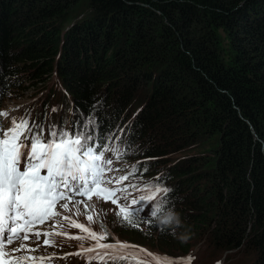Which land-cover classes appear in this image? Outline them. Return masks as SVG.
I'll return each mask as SVG.
<instances>
[{
	"label": "trees",
	"instance_id": "1",
	"mask_svg": "<svg viewBox=\"0 0 264 264\" xmlns=\"http://www.w3.org/2000/svg\"><path fill=\"white\" fill-rule=\"evenodd\" d=\"M214 29L227 33L231 62ZM54 76L58 97L48 89L43 107L125 126L148 142L146 157L209 142L212 163L152 169L179 194L156 224L181 208L174 235L205 224L233 264H264V0H0V100Z\"/></svg>",
	"mask_w": 264,
	"mask_h": 264
},
{
	"label": "snow or ice",
	"instance_id": "2",
	"mask_svg": "<svg viewBox=\"0 0 264 264\" xmlns=\"http://www.w3.org/2000/svg\"><path fill=\"white\" fill-rule=\"evenodd\" d=\"M6 115V112L0 111V264H28V261L36 259L44 264V257L17 255L26 249L24 243L14 248L8 246L16 241H27L30 236L39 239L41 233L34 231L35 226L60 216L61 213L56 210L59 202L75 196L91 200L92 195H96L105 202L110 200L113 205H118L117 218H122L129 226L156 223L167 202L164 197L171 189L162 185L146 187L142 190L145 195H141L139 200H131V205L136 207L120 204V200H127L128 196L118 193H127L128 188L113 189L106 185L118 184L130 177H106V172L113 170L110 167L113 159L105 154L111 152L120 158L127 153H122L120 147H113L112 133L96 134L97 126L87 122L92 119L91 114L85 118V123L74 124L72 129L54 124L45 129L43 123H30L27 115L19 121L13 118L10 126L5 129L3 118ZM135 171L133 169L132 175H135ZM146 201L154 204L150 216L145 211ZM76 203L83 201L78 200ZM59 206L64 210L69 207L68 203ZM89 210V206L85 204V211ZM93 219V215H87L88 221ZM73 224L97 241L95 247L81 246L79 254H90L87 256L89 264L93 260L98 261V264H108L109 261L115 262L128 256L138 257V253L126 251L132 247L128 244L119 241L99 242L106 240L109 235L114 237V233H111L103 221L100 223V234L82 223L73 221ZM44 244L48 245L49 240L45 239ZM27 251L35 252L36 249L27 248ZM149 255L154 264H191L193 259Z\"/></svg>",
	"mask_w": 264,
	"mask_h": 264
},
{
	"label": "rangeland",
	"instance_id": "3",
	"mask_svg": "<svg viewBox=\"0 0 264 264\" xmlns=\"http://www.w3.org/2000/svg\"><path fill=\"white\" fill-rule=\"evenodd\" d=\"M77 13H82V10L77 11L76 14ZM213 31L216 36L217 44L219 46L218 50L222 59L224 62H229L231 60V45L228 40L227 33L221 29H214ZM55 77L56 76L52 77L51 80L46 79L44 82H39L36 86H32L28 81L19 83L16 86H10L7 96L0 100V111L2 110L8 113L7 111L12 110L42 107V103L40 102H44L46 100L48 95L46 92H49L47 89L52 90V97H58L55 95L57 94L56 87L53 86L56 83ZM62 93L63 96H67L64 88L62 89ZM32 103L35 106H33ZM59 103L52 105L57 106ZM103 111L106 113L108 112L106 109H103ZM94 114L95 112L93 115ZM131 120L132 117L128 118L124 123H131ZM208 144L209 142H207L206 145L196 144L187 149L176 152H168V150H166L167 152L163 153L165 154L163 155L164 157L159 155V157H146L145 152L142 151V149L145 148L146 145H149L148 142L143 140V142L140 143L133 140L132 149L121 162L126 166V169L131 172V175L129 176L130 178L128 179L130 181V185H136L137 187H131L129 189V194L127 195L128 199H121L120 204L129 206L132 199L139 200L141 195H145L142 190L146 187H152L154 185H162L166 187V185L156 180L159 176L158 171L154 172L152 170L155 165H157L155 168L158 166H161L162 168L166 160L180 161L181 163L185 156H187V158L194 156L205 158L207 161L212 163L215 158L214 150L212 147H207ZM156 155L157 153L153 156ZM133 169L136 170L135 175H132ZM163 172H165V170H163ZM151 174L158 175L154 178ZM174 188L175 187L171 188V191L167 193V196L164 197V199H169V195L174 192ZM176 188L178 187L176 186ZM173 195L177 196L179 194L174 192L171 196ZM78 200L83 201V203L77 204L76 201ZM63 203H68V210L60 208L59 204ZM59 204L57 205L56 210L59 211L61 215L51 219V221H49L46 226L39 231L41 233L39 239L14 242L8 247L14 248L18 247L20 243H24L26 245V249L18 254L32 257L51 256L75 250H79V252H81V246L83 248L95 247L97 241L88 236L87 233L76 228L73 221L75 223L84 224L85 227L95 231L97 234H100L102 231L100 223L103 221L107 228L111 230V233H114V237L109 235L106 240L99 241L100 243H115L119 241L120 243L132 246L126 250L127 252L138 253V257L136 258L128 256L125 259L118 260L119 262L132 261L137 263V261H139V264H154L152 256L149 254H155L159 257H192L193 259L191 264H233L230 255L234 254L222 251L221 248L215 246L214 243L210 241L205 224L202 225V228L198 229L196 235L194 234L193 236L184 237L182 235H174L177 231V226L175 225L171 228L162 227L158 223L160 218L158 219L157 224L143 223L138 227L129 226L122 221V218H117L116 213L119 210L118 205H113L111 201L105 202L102 198H98L96 195H92L91 200H88L87 197L71 198L70 200H65ZM85 204L89 206V211H85ZM77 209H79V213H77ZM180 210L181 208L178 209L177 212L175 211V213L179 215V219ZM87 215H93V221H88ZM64 217H68V219H64ZM45 233H48V235H44ZM125 234L131 235L135 238V240L129 239ZM158 236L161 237L160 245L161 249H164V251L158 249L151 239L152 237L157 238ZM74 237H84V239H74ZM147 237H149V239H147ZM45 239L49 240L48 245L44 244ZM27 248H33L36 249V251L29 252L27 251ZM141 249L144 251H141ZM88 255L90 254H80V259L78 261L81 264H88ZM93 262L98 264V261L96 260H93Z\"/></svg>",
	"mask_w": 264,
	"mask_h": 264
},
{
	"label": "clouds",
	"instance_id": "4",
	"mask_svg": "<svg viewBox=\"0 0 264 264\" xmlns=\"http://www.w3.org/2000/svg\"><path fill=\"white\" fill-rule=\"evenodd\" d=\"M158 223L164 228H171L173 225L178 227L180 225L179 215L173 211H169L159 219Z\"/></svg>",
	"mask_w": 264,
	"mask_h": 264
}]
</instances>
